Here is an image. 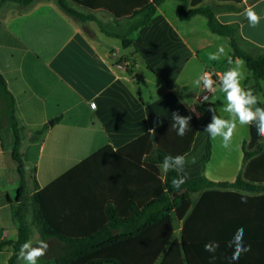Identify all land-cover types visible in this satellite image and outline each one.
Listing matches in <instances>:
<instances>
[{
  "label": "crops",
  "instance_id": "0c3cea01",
  "mask_svg": "<svg viewBox=\"0 0 264 264\" xmlns=\"http://www.w3.org/2000/svg\"><path fill=\"white\" fill-rule=\"evenodd\" d=\"M202 5L215 7L221 23L238 25L242 44L264 49V0H204ZM178 6V1L164 2L151 24L139 29L132 47L124 50L121 42L114 52L104 41L112 37L100 33L92 38L84 28L90 22L73 19L58 5L36 0L22 7L0 0V75L6 84L5 89L0 82V243L18 239L15 212L20 210L31 226L33 246L39 241L49 245L38 261L57 264L58 255L67 245L56 239H41L42 223L34 221L32 196L51 186L45 195L49 217L64 234L98 231L104 223L100 201L105 196L101 194L98 203L92 204L93 198L77 184L79 177L54 183L96 156L92 182L98 184V193H105L101 176L114 162L115 153L153 134L149 129L172 120V113L181 115L195 109L200 129L185 156L187 170L201 119L206 112L210 114L207 105L213 107L215 92L220 88L208 94L194 81L206 71L223 74L217 63L225 64L232 50L230 40L212 34L202 16L189 21L178 18ZM249 6L261 16L255 28L244 16ZM227 8L231 10H224ZM220 46L226 54L220 60H209V53ZM128 52H133V61L123 57ZM140 68L146 72L143 79L147 89L139 81ZM13 117L20 127L28 181L27 193L20 202H16L19 176L12 160ZM218 182L226 181L208 183L204 191L193 193L190 201L139 236L73 264L104 260L161 264L172 244L182 238L188 244L228 243L241 227L243 242L264 241V192L225 190L215 186ZM11 256V246L0 250V264H9ZM16 264L23 261L18 259Z\"/></svg>",
  "mask_w": 264,
  "mask_h": 264
},
{
  "label": "trees",
  "instance_id": "16d2710c",
  "mask_svg": "<svg viewBox=\"0 0 264 264\" xmlns=\"http://www.w3.org/2000/svg\"><path fill=\"white\" fill-rule=\"evenodd\" d=\"M36 0H1L16 3L22 7L31 5ZM168 0H56L63 13L82 23L96 22L102 33L122 42L124 50L130 49L140 28L149 26L158 13V7ZM179 2L177 17L191 20L202 16L207 20L208 28L214 35L230 40L232 53L230 57L235 61L242 59L248 71L255 80V87L261 89L264 83V53L254 55L242 47V37L239 26L223 24L217 18V9L213 6L202 5L204 0H174ZM221 2L241 3L242 0H220ZM77 5L90 12L82 13L72 5ZM224 10H231L227 8ZM105 11L115 19L138 18L126 33H116L104 28L92 12ZM226 70L228 65L225 61ZM233 66V65H231ZM128 70L132 73L131 67ZM0 82L6 89L5 81L0 75ZM217 115V114H216ZM181 117L191 116L189 130L181 137L171 125L170 120L155 129L153 134H146L133 141L115 153V160L102 174L106 183L105 193H98V184L92 182L93 163L95 157L84 160L70 170L54 185L63 181L79 177L77 182L83 193L86 191L92 197V204L98 203V197L103 194L105 199L100 201L104 223L98 231L66 235L59 231L49 217L45 195L50 187L32 196L34 205V221L42 223L39 234L42 240L56 239L67 245L56 259L57 264H73L76 260L85 258L101 249L114 246L122 241L132 239L144 233L148 228L164 221L182 205L191 200L193 193L202 191L208 183L203 178L185 182L179 189L172 186V180L180 176L176 171L164 173L162 163L165 156H186L192 149L196 135L200 129V121L192 111H186ZM213 113L210 112V123ZM15 144L12 160L16 165L19 176V190L16 202H20L27 193L28 181L25 164L21 152L22 140L20 127L13 117ZM249 141L243 143L245 165L241 174L233 182H218L216 187L225 190H242L247 192H264V137L259 136L255 124L249 126ZM42 133V132H41ZM2 137L0 136V143ZM212 156L211 137L208 134L206 151L203 158L205 167ZM110 182V183H109ZM95 183V182H94ZM53 186V185H52ZM101 190V189H100ZM19 223L18 239L16 241H2L0 250L11 246L12 256L9 264H16L22 244L31 240V226L26 222L20 210L15 212ZM251 245V250L240 256L237 261L230 259L233 248L228 243L219 244L215 253L205 251V244H188L185 238L175 242L169 248L161 264H264V241L244 242ZM215 259H212V257ZM88 264H121L115 260L92 261Z\"/></svg>",
  "mask_w": 264,
  "mask_h": 264
},
{
  "label": "clouds",
  "instance_id": "9594fccd",
  "mask_svg": "<svg viewBox=\"0 0 264 264\" xmlns=\"http://www.w3.org/2000/svg\"><path fill=\"white\" fill-rule=\"evenodd\" d=\"M244 16L248 21L249 26L255 28L260 24L261 16L251 7L245 9ZM226 54L225 48L220 46L216 52L209 53V60L217 61ZM227 63L230 67L223 72L219 79L220 89L224 94L225 105L223 111L228 114V118H222L216 115L214 107L210 106L208 110L213 113L212 122L207 125L205 132L215 140L217 137L222 138V147L229 148L237 125H252L255 124L259 136L264 137V108L258 107V97L254 95L253 90L246 89L242 85L244 78L243 66L244 61L237 58L235 61L231 57H227ZM235 66H231V65ZM213 74L209 72L202 73L195 81V86H203L207 90L213 89L216 81L212 78ZM96 106L93 105V108ZM191 116L181 117L178 113H172V127L177 130V135L183 137L189 130V122ZM157 126H159L157 124ZM149 132H155V128L149 129ZM188 161L185 156L177 155L165 156L162 163V171H176L183 173L185 164ZM192 163H195V158H192ZM186 175H180L172 180V186L179 189L186 182ZM245 202V201H242ZM244 229H237L231 241L228 242V247L233 248V253L230 257L232 261H237L240 256L251 250V245H245L243 242ZM49 245L44 241H39L37 246H33L31 241H27L21 245L18 259L24 264H37L38 260L43 257ZM219 244L210 242L205 244V251L215 253ZM212 259H215L213 256Z\"/></svg>",
  "mask_w": 264,
  "mask_h": 264
},
{
  "label": "rangeland",
  "instance_id": "374dc122",
  "mask_svg": "<svg viewBox=\"0 0 264 264\" xmlns=\"http://www.w3.org/2000/svg\"><path fill=\"white\" fill-rule=\"evenodd\" d=\"M48 3H53L56 7V0H45ZM177 2V1H176ZM75 9L82 13H88L90 11L81 8L77 5H74ZM59 9V8H56ZM93 15L102 22L105 29L108 31L116 32V33H126L129 28L140 19L138 18H123L120 20L115 19L112 15L105 11H96L92 12ZM205 18L202 17L201 20ZM85 31L91 36L92 38L97 37L98 34L102 33L99 25L96 22H90L84 25ZM105 44L110 48H114V52H117V47L120 45L121 41L116 38H104ZM242 47L247 51L251 52L254 55H259L264 53V49L255 48L252 45L247 43H243ZM232 49L230 48V51ZM124 58L130 59L133 61L134 55L133 52H128L124 54ZM235 66V65H234ZM217 67L222 70L223 72L226 71L225 64L221 61L217 63ZM243 74L244 78L242 80V85L246 89L253 90L254 95L258 97V107L264 108V83L261 85V89H257L255 87V80L252 77V74L248 71L245 62L243 66ZM146 73L143 68H140L137 71V74L141 77L139 80L143 89H147L146 82L143 79V74ZM1 92V88H0ZM2 101V99H0ZM213 107L216 110L217 116L227 119L228 114L223 111L225 105L224 94L219 88L215 92V99ZM207 106H211L209 103ZM218 110V111H217ZM209 112H206L201 119V131L197 138V142L195 148L191 154V159L195 158V163L190 161L187 170L184 169L182 175H186V181H194L199 178H203L205 183H213L217 181H226V182H233L239 174H241L243 169V164L245 162L244 155H243V143L245 141H249L250 134H249V125H237V129L234 132L232 142L229 148L222 147V138L217 137L215 140L211 138L212 143V157L211 161L207 165V167L203 166V157L205 155L204 146L207 142L208 133L205 132L207 125L209 124ZM210 184H208L209 186ZM205 189H203L204 191ZM232 191V190H230ZM37 237V231L34 232V238ZM24 264V262H23ZM37 264H42L41 262H37Z\"/></svg>",
  "mask_w": 264,
  "mask_h": 264
},
{
  "label": "built area",
  "instance_id": "2783aa9c",
  "mask_svg": "<svg viewBox=\"0 0 264 264\" xmlns=\"http://www.w3.org/2000/svg\"><path fill=\"white\" fill-rule=\"evenodd\" d=\"M206 72L212 73V74H213L212 78L216 81V84L213 86V89H211V90H207V89L203 88V89L209 94V93H211L216 87L220 86V84H219V79H220V77L222 76V74H220V73H218V72H211V71H206ZM193 113H194V115L196 116V118L199 117V115H198V113L196 112L195 109H193Z\"/></svg>",
  "mask_w": 264,
  "mask_h": 264
},
{
  "label": "water",
  "instance_id": "95a60500",
  "mask_svg": "<svg viewBox=\"0 0 264 264\" xmlns=\"http://www.w3.org/2000/svg\"><path fill=\"white\" fill-rule=\"evenodd\" d=\"M121 65L126 66V64L124 62H122Z\"/></svg>",
  "mask_w": 264,
  "mask_h": 264
}]
</instances>
